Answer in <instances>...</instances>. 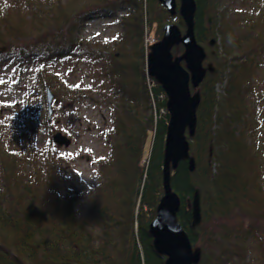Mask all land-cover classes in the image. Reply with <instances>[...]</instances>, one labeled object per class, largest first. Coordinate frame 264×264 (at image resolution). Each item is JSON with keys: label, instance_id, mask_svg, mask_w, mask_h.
<instances>
[{"label": "trees", "instance_id": "trees-1", "mask_svg": "<svg viewBox=\"0 0 264 264\" xmlns=\"http://www.w3.org/2000/svg\"><path fill=\"white\" fill-rule=\"evenodd\" d=\"M246 1L249 10L243 6V21L238 23L231 15L233 10L224 7L222 0H196L195 36L205 46L203 66L207 71L196 89L201 101L196 110L194 135L191 137L186 132L195 168L190 171L188 161H180L171 171L170 184L180 197L178 222L192 248L200 253L197 264H238L252 250L264 256V164L259 154L264 144L258 145L256 141L257 133L252 126L256 119L248 99L252 93V73L259 65L257 58L264 55V19L261 20L263 14H260L264 0H241V3ZM38 2V6L27 8L30 18L27 28L37 39L35 43L45 44L51 38L58 41L45 44V69L33 76L42 96L37 109L31 112L38 119L33 135L38 129L51 133L44 86L60 91L51 81H42L45 75L55 72L58 63L64 68L71 63L69 60L80 57L112 61L108 64L111 73L104 72L108 73L104 84H110L114 95L112 99L106 98L112 107L113 121L111 130L103 134L109 156L101 164L105 170L112 167V179L105 177L98 197L101 203L97 204L117 210L112 228L115 230L117 221L129 247L110 258L95 242L93 232L85 231V227L74 222L75 216L70 215L71 208L66 204L53 209L50 220H43L37 214L33 206L34 192L28 184L21 185L15 173L16 159L10 155V160H6L10 167L2 162L6 134L9 132L12 138H17L19 132L31 127L25 118L28 109L24 108L19 113H11L7 123H0V176L4 181V191L0 192V246L12 251L16 258L10 261L9 255L0 249V264H164V257L153 247L149 224L163 195L162 167L169 115L163 89L145 71L149 48L144 47V27L154 25L161 34L163 26L170 21H176L184 30L183 21L178 13L171 17L157 0H81L79 5L76 0ZM117 17V24L123 28L111 43L81 46L83 41L77 33L86 22ZM7 20L5 14L0 15V29L4 28L7 33L2 35L0 30L3 46L0 50L10 47V33L16 39L21 32V27L10 26ZM211 39L215 40L213 45ZM35 43L28 50L31 57L37 48ZM182 51V45L172 49L173 55H180ZM223 79L224 90L218 93L216 84ZM80 88L62 89L71 100L79 101L84 98ZM257 121L260 123L259 117ZM148 134L153 137L147 145ZM146 145L148 161L144 166L142 157ZM50 147H54L51 142ZM48 148L39 155L25 154L24 161L28 166L45 157L56 161L57 156ZM12 186L17 191L19 187L24 190L27 207L20 205V193L14 201ZM195 189L200 193L201 222L192 227L190 203ZM101 216L102 220H113L103 213ZM258 258L251 257L252 264Z\"/></svg>", "mask_w": 264, "mask_h": 264}, {"label": "rangeland", "instance_id": "rangeland-1", "mask_svg": "<svg viewBox=\"0 0 264 264\" xmlns=\"http://www.w3.org/2000/svg\"><path fill=\"white\" fill-rule=\"evenodd\" d=\"M38 1L0 0V15L5 14L10 26L21 27V32H18L20 34L16 39H13L14 33H10V47L0 50V123H7L10 121L11 113H19L24 108L28 109L25 118L31 123V127L19 132L17 138H12L9 132L6 134L7 144L4 146L6 150H2L4 153L2 162L7 167L10 162L6 163V160H10V155L16 159L15 173L19 175L20 184H28L34 192L33 206L43 220H50L51 211L60 207L61 204H66L71 208L72 213L70 215L75 216L74 222L80 227H85V231H92L95 242L110 254V258H115L124 247H129V242H125L126 239L122 237L121 227L117 225V221L115 230L112 228L115 223L113 217L117 210L113 206L102 208L97 204V202L101 203L98 197L101 194L102 182L104 184L106 176H111L112 179V167H108L106 170L101 168V164L106 163L109 156L103 134L112 128L110 127L112 107L107 104L106 98L112 99L114 95L111 92L110 84H104L107 74L111 73L108 64H111L112 61L89 60L80 57L76 60H69L71 63L64 68L60 67V63H58L55 72L51 75H45L46 77L44 76L42 81H51L52 86L60 91L50 89L53 93L51 100L53 117L47 122L51 133L41 132L38 129L37 134L33 135L34 126L38 123V119L31 112L37 109L39 98L42 99V96L39 95L38 84L33 76L45 69V54L42 45H47V43L53 45L58 41L51 38L45 44H42V41L35 43L37 39L27 28L30 23V18L27 17L29 14L27 8L38 6ZM76 1L77 5L81 4V0ZM176 1L179 2V0ZM1 5L7 6L8 9ZM222 5L233 10V13L230 14L234 20L238 19V23L243 21L242 17L245 14L242 10L243 6L249 10L247 1L241 3V0H222ZM260 9V14H263L261 20H263L264 4L260 6ZM241 10L243 14H241ZM118 20L119 17L113 20L96 18L86 22L85 26L77 33V37L83 41L81 46L88 48L95 46L97 42L111 43L123 28L120 23L117 24ZM155 29L154 25L149 26L147 24L144 27V47L146 50L162 37V33L159 34ZM0 30L2 35L7 36L4 28ZM180 30L184 32L185 28L184 30L180 28ZM34 43L37 48L31 57L28 50L33 48ZM202 46L205 48L204 45ZM0 47L3 46L0 45ZM257 60H259V65L252 73V83L246 81L252 86V93L248 95V99L251 101L250 107L253 108V119H256L254 123L252 121V126L257 133L256 141L260 145L264 144V55L258 57ZM43 67L44 69H42ZM68 67L69 71H65ZM108 70L107 74L104 73ZM46 87L47 85L44 86V92ZM73 87H82L80 88L84 95L82 100H71L68 93L62 89ZM223 90L224 79L216 84L218 93H222ZM96 99L99 100V103L95 102ZM257 117H259L260 123L257 121ZM57 132L63 133L70 139L69 147H57L52 142V135ZM150 137L152 138L153 135L148 134L147 145ZM50 142L54 145L53 148H48ZM147 145L142 157L144 166L148 161ZM47 148L51 150L52 155L57 156L56 161H51V158L45 157L29 166L24 161L23 156L25 154L35 153L39 155ZM259 154L262 164H264V148L261 152L259 151ZM3 182L1 175V194L4 191ZM108 187L104 189V201ZM11 191L14 201L18 199L17 194L20 193V205L27 207L24 206L27 196L24 190L19 187L17 191L12 186ZM43 213L45 216L42 217ZM102 213L113 220H102ZM8 235L10 236V234ZM0 249L9 255L10 261L16 259L12 251H7L2 246ZM254 256L259 258L253 264H264V256L260 251L253 250L244 261L238 262V264H252L251 257Z\"/></svg>", "mask_w": 264, "mask_h": 264}, {"label": "water", "instance_id": "water-1", "mask_svg": "<svg viewBox=\"0 0 264 264\" xmlns=\"http://www.w3.org/2000/svg\"><path fill=\"white\" fill-rule=\"evenodd\" d=\"M173 17L177 13L181 17L185 30L174 22L163 26L162 37L149 46L146 55V73L153 78L166 96V110L169 115L167 124L163 167L162 188L155 218L149 224V234L153 239L155 251L166 257L164 264H197L200 253L192 248L187 233L177 219L180 208V197L170 184L171 171L175 170L182 160H187L189 170L193 171L194 159L189 155V143L186 132L193 136L196 128V110L201 101V95L196 89L206 76L207 69L203 66L206 58L204 47L197 42L195 36L196 0H158ZM209 28H213L211 16L208 15ZM214 39L210 44L213 45ZM182 45L183 52L173 55L174 46ZM191 89H194L193 91ZM52 92L47 86L45 95L47 101L48 120L52 116ZM52 142L57 147H69L71 144L63 133L52 135ZM192 227L201 222L200 193L195 189L190 203Z\"/></svg>", "mask_w": 264, "mask_h": 264}, {"label": "bare ground", "instance_id": "bare-ground-1", "mask_svg": "<svg viewBox=\"0 0 264 264\" xmlns=\"http://www.w3.org/2000/svg\"><path fill=\"white\" fill-rule=\"evenodd\" d=\"M158 1V0H157ZM158 3H159V1H158ZM160 5H162L161 3H159ZM163 6V5H162ZM164 7V6H163ZM164 9L167 11V9L164 7ZM124 12L125 13H127V11L126 10H124ZM42 48H43V50H44V52H46V50H45V45H42ZM147 69H146V67H145V71H146ZM45 103H46V110H47V101H46V95H45ZM51 117H53V114H52V116ZM47 120H48V110H47ZM49 121V120H48ZM161 198H162V196H161ZM160 198V199H161ZM160 201V200H159ZM159 203V202H158ZM156 210V209H155ZM164 257V256H163ZM165 259H166V257H164V261H165Z\"/></svg>", "mask_w": 264, "mask_h": 264}]
</instances>
